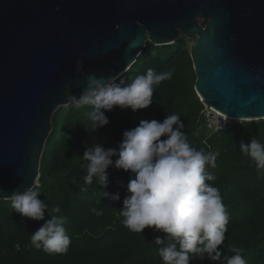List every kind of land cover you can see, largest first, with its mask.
Returning a JSON list of instances; mask_svg holds the SVG:
<instances>
[{"label": "water", "instance_id": "obj_1", "mask_svg": "<svg viewBox=\"0 0 264 264\" xmlns=\"http://www.w3.org/2000/svg\"><path fill=\"white\" fill-rule=\"evenodd\" d=\"M180 37L199 100L263 121L264 0H0V201L38 186L52 117L89 74L117 80Z\"/></svg>", "mask_w": 264, "mask_h": 264}, {"label": "trees", "instance_id": "obj_2", "mask_svg": "<svg viewBox=\"0 0 264 264\" xmlns=\"http://www.w3.org/2000/svg\"><path fill=\"white\" fill-rule=\"evenodd\" d=\"M148 68L157 74L172 72L170 80L155 86L148 108L132 112L115 107L105 113L109 123L94 132L88 116L90 106L75 108L70 104L52 117L37 186L38 198L47 205L44 220L22 217L8 200L0 201V264H163L154 241L157 236L163 239L165 233L153 228L136 233L121 223L119 210L128 195L126 188L132 174L110 166L106 170V188L98 185L95 178L87 184L82 156L93 143L117 147L122 133L137 126L140 119L162 121L168 114L180 116L193 147L219 152L216 167H206L215 176L207 183L220 189L229 214L225 241L219 246L222 255H233L228 249L235 247L242 250L246 264H264V175H258L254 162L239 151L240 142H247L250 136L264 143V120L234 123L218 133L205 128L200 115L203 106L194 91L196 77L186 38L165 46L147 44L137 62L116 82H131ZM67 94L70 97V92ZM101 191L119 193L120 199L101 197ZM57 206L59 213L53 212ZM92 208L103 214L97 216ZM50 215L67 217L64 227L71 244L66 253H48L30 243V234L51 219ZM189 264L219 262L194 258Z\"/></svg>", "mask_w": 264, "mask_h": 264}, {"label": "clouds", "instance_id": "obj_3", "mask_svg": "<svg viewBox=\"0 0 264 264\" xmlns=\"http://www.w3.org/2000/svg\"><path fill=\"white\" fill-rule=\"evenodd\" d=\"M76 65L79 71L81 61L77 60ZM171 78V71L157 74L148 68L145 74L122 85L111 76L89 74L79 97L73 96L70 103L75 108L91 107L88 116L94 132L109 123L105 113L115 107L132 112L148 108L155 86ZM183 129L180 116L168 114L162 121L140 119L137 126L122 133L115 148L93 143L82 156L84 181L91 184L95 178L98 185L106 188V170L110 166L132 174L126 188L128 195L119 210L121 223L136 233L145 228L165 233L163 239L157 236L154 241L163 264H189L194 258L219 264H246L241 249L230 247V256L222 255L219 249L225 241L229 214L220 189L207 183L215 176L206 167H216L219 152L193 147ZM239 151L254 162L258 175H264V143L250 136L247 142H240ZM101 193V197L112 201L120 199L119 193ZM39 195L37 186L32 184L5 198L22 217L40 221L44 220L47 205ZM91 211L97 216L103 214L96 208ZM53 212L59 213V206ZM50 216L30 234V243L48 253H66L71 244L64 227L67 217Z\"/></svg>", "mask_w": 264, "mask_h": 264}, {"label": "built area", "instance_id": "obj_4", "mask_svg": "<svg viewBox=\"0 0 264 264\" xmlns=\"http://www.w3.org/2000/svg\"><path fill=\"white\" fill-rule=\"evenodd\" d=\"M203 109L201 112V118L204 122L205 128L211 133H218L224 131L226 128H229L236 122L234 119H231L227 116L222 115L218 111L214 110L211 107L206 106L202 101H200Z\"/></svg>", "mask_w": 264, "mask_h": 264}, {"label": "rangeland", "instance_id": "obj_5", "mask_svg": "<svg viewBox=\"0 0 264 264\" xmlns=\"http://www.w3.org/2000/svg\"><path fill=\"white\" fill-rule=\"evenodd\" d=\"M189 46H190V41H188V48H189ZM239 123H241V122H239Z\"/></svg>", "mask_w": 264, "mask_h": 264}]
</instances>
